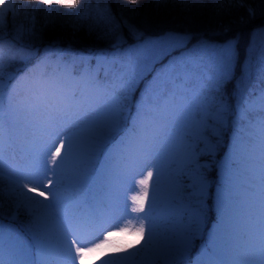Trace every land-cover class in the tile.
<instances>
[{"label":"rangeland","instance_id":"1","mask_svg":"<svg viewBox=\"0 0 264 264\" xmlns=\"http://www.w3.org/2000/svg\"><path fill=\"white\" fill-rule=\"evenodd\" d=\"M0 2L8 4L11 0ZM142 43L134 42L130 46L136 49L132 55L135 63L131 65L97 58L91 65L87 53H79L73 60L61 57L62 52L44 57L36 64V69L39 73L47 70V73L26 76L21 86L12 81L10 97L3 100L0 112V143L5 146L12 139L25 152L36 156L30 159L29 165L8 167L30 185L35 184L36 178L40 182L49 178V154L52 147L57 146V170L61 178H72L69 184L77 179L78 186L84 187L89 172L97 170V188L103 182L109 186L106 193L114 204L94 226L98 230L89 232L84 221L76 224L69 221L67 225L72 233L75 229H84L85 233L79 236L87 244L96 241L106 230L133 233L143 250L134 252L112 244L92 256L91 264H162L159 257L167 262L170 250L179 239V222L187 198L179 196L177 188L179 178H186L184 173L191 166V154L197 152L195 133L204 128L207 93L202 90V83L205 70L190 63L176 73L175 66L170 65L161 71L163 74L152 79L149 73L152 58L147 56L153 50L156 51L154 57L160 56L161 47H138ZM100 74L108 78L106 87L97 84L101 81ZM141 74H145V79L150 77L151 84L156 81L155 89L136 100L137 110L132 113L128 98ZM8 77L4 82L9 81ZM167 84L168 92L162 93ZM74 92L77 97L73 96ZM110 107L119 108L127 123L111 134L110 138L115 137L114 143L100 146L93 137L92 127L106 118ZM253 108L259 111L247 117L246 110ZM233 112L225 133L224 150L217 157L222 158L232 145V135L238 127L228 180L227 222L213 258L216 264H264V109L251 103L236 125L232 122L241 113L235 107ZM208 124L214 126L215 121L210 119ZM123 125L128 126L125 134ZM200 134L211 137V127ZM241 156H244L242 160ZM101 157L105 160L100 163ZM189 183L187 179V185ZM212 190L215 211V184L209 194ZM42 194L47 193L42 191ZM86 207L91 217L94 206ZM52 208L54 213L59 210ZM42 234L36 237L35 244L45 255L61 260V253L66 252L70 260H76L77 249L60 230L56 218ZM200 242H193L192 253L199 252ZM162 251H167L168 255H161Z\"/></svg>","mask_w":264,"mask_h":264},{"label":"snow or ice","instance_id":"2","mask_svg":"<svg viewBox=\"0 0 264 264\" xmlns=\"http://www.w3.org/2000/svg\"><path fill=\"white\" fill-rule=\"evenodd\" d=\"M96 2L109 5L103 10L100 17L108 26L109 32L124 29L126 33H131L137 40L142 41L143 43L138 47L144 48L175 41L166 48L165 54L182 50V54L177 57L182 64L191 63L193 66L202 67L205 70L204 80L210 95L204 98L206 101L204 104V128L198 129L195 133L196 142L201 147L198 152L191 154L189 161L191 166L184 173L190 181L186 186L189 189V194L179 222V239L176 246L170 250L171 255L167 264H185L191 256L193 242L196 240H200L202 243L192 264H216L213 252L221 241L227 222L228 180L239 131L237 127L232 135V145L223 157L218 159V154L225 147V133L228 129L229 117L233 115V106L241 113L232 122L234 125L243 118L245 107L251 103L254 102L264 109V0H154L158 7L172 4L200 5L203 8L207 7L209 3L218 5L227 3L235 4L246 11V15L241 14L238 18L229 19L227 22L221 17L215 27H210L206 31L168 30L156 37L150 36L133 23H129L128 19L121 20L116 15H112L110 7L112 0H96ZM116 2L119 3L120 0H116ZM129 3L135 4L136 0H129ZM64 6L76 7L75 4ZM129 11L138 14L139 9L130 8ZM181 11L191 12V7L182 8ZM217 15L220 16V12H217ZM83 18L81 17V19ZM183 18L189 22L193 20L190 15ZM245 37L246 43H243L242 47ZM18 39L13 37L6 44L3 29H0V112H2L4 100L5 67H11L17 59L25 61L29 59L18 55L19 49L16 46ZM123 43L122 39L118 40L112 47L118 49ZM52 51L53 49H45L46 53ZM135 51V48H128L123 54L130 57ZM112 55L116 56L119 53L114 52ZM87 58L91 59L92 55L90 54ZM96 58L99 61H108V54L104 50H100L96 53ZM14 78L9 74V82ZM256 82H259L260 86L258 93ZM106 111V118L94 123L92 127L93 137L100 146L109 142L111 134L113 131H118L121 124L127 123V118L123 116L119 108L110 107ZM210 119L215 121L214 126L208 124ZM208 127H211V137H215V139L200 134ZM68 147L71 150V139L68 140ZM3 151V145L0 143V264H25L24 251L27 241L21 235L18 227L21 223L22 209L28 207L23 200L35 201L45 206H51L53 201L48 199L41 201L38 197L23 192V186H20L21 190L19 197L16 198L14 209H11L7 214L4 213ZM202 157L206 159L202 161ZM209 157L210 159H207ZM214 171H217L215 181L210 179V174ZM214 182L215 220L209 228L210 215L207 201L210 198L209 189ZM38 187H43V185H38ZM46 191H51V189H46ZM29 211L37 213L33 216L31 223L26 226V231L32 235L33 243H36V230L40 228L45 219L47 208L43 210L29 209ZM185 215L186 223H184ZM161 255H168V252L162 251Z\"/></svg>","mask_w":264,"mask_h":264},{"label":"trees","instance_id":"3","mask_svg":"<svg viewBox=\"0 0 264 264\" xmlns=\"http://www.w3.org/2000/svg\"><path fill=\"white\" fill-rule=\"evenodd\" d=\"M76 7H65L64 5H73ZM169 6H175L169 7ZM109 5L97 3L96 0H13L10 8L0 4V29H3L5 43L13 37L19 38L17 48L27 50L32 55V59L42 55L45 49L65 48L68 50L86 49L93 53L98 50H104L112 55L114 52L119 58H127L124 51L134 42H139L131 33H126L124 29L109 32L108 26L101 20V13ZM112 15L118 19H128L138 28L144 30L147 34L158 36L168 30L181 31L191 29L193 31H206L210 27H215L221 17L227 22L229 19H236L239 15L245 14L244 8H239L235 4H211L207 7L200 5H161L156 6L154 0H136L135 4H130L129 0H112L110 5ZM191 7V12H182V8ZM130 8L139 9L138 14L129 11ZM220 12V16L217 15ZM106 15V14H105ZM190 15L192 22L183 17ZM81 17H84L81 19ZM90 17V18H88ZM145 22V23H144ZM124 43L118 49L112 47L118 40ZM175 41H168L163 46L169 47ZM246 43V37L242 42ZM162 46V47H163ZM165 48V50H166ZM178 52H182L178 51ZM34 53V55H33ZM166 53V51H165ZM172 55L176 52H172ZM19 55V54H18ZM20 56V55H19ZM30 61H17L11 67H5L4 76L9 72L23 73L27 70ZM239 71V70H238ZM259 82H256V91H259ZM208 95L207 87L204 89ZM256 112V111H255ZM247 115H252L247 111ZM201 145L196 143V149L199 151ZM204 157L201 158V160ZM216 173L210 174V179L215 181ZM215 184V182L213 183ZM179 194L185 197L188 188L185 187V181L179 180ZM4 213L14 209L16 198L19 197V191L16 186L9 182L5 177L2 181ZM32 196L38 197L31 193ZM39 198V197H38ZM23 200V198H21ZM28 206L29 202L35 201L23 200ZM28 207L22 209L21 222L28 219ZM210 221L215 218L212 209L209 208ZM210 223V222H209ZM116 243H122L125 246H131L141 250V246L134 244L133 241H120V238H114Z\"/></svg>","mask_w":264,"mask_h":264},{"label":"bare ground","instance_id":"4","mask_svg":"<svg viewBox=\"0 0 264 264\" xmlns=\"http://www.w3.org/2000/svg\"><path fill=\"white\" fill-rule=\"evenodd\" d=\"M96 148H97V146H96Z\"/></svg>","mask_w":264,"mask_h":264}]
</instances>
